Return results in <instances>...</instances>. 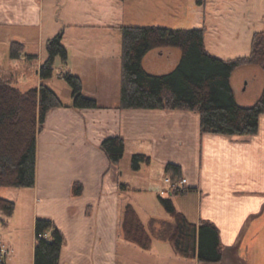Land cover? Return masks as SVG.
<instances>
[{
  "label": "crops",
  "instance_id": "obj_1",
  "mask_svg": "<svg viewBox=\"0 0 264 264\" xmlns=\"http://www.w3.org/2000/svg\"><path fill=\"white\" fill-rule=\"evenodd\" d=\"M112 5L109 0H0L1 71L14 74L18 83L35 73L38 86L49 39L61 32L68 51L67 61L57 57L54 74L45 81L64 104L49 111L38 134L35 185L0 186V197L11 194L16 202L12 216L0 212L4 264H34L39 217L53 219L65 236L60 264H264V113L256 134L239 137L202 133L196 111L120 108L121 43L113 33L119 27ZM13 42L24 45L19 58L10 55ZM172 48L151 50L144 59L146 69L164 73L149 68V62L154 55L172 52H178L177 65L181 50ZM249 66L254 65L239 66L231 77L241 105L246 102L239 100L234 78L241 70L248 73ZM65 72L80 76L84 94L95 98L97 107L72 106V89L61 81ZM116 135L126 141L124 157L140 152L151 161L136 171L122 161L113 164L101 143ZM167 163L181 166L191 188L172 196L177 208L192 221L210 220L220 229L221 261L204 263L178 255L156 239L152 249L144 250L121 235L127 203L145 222L152 216L169 217L154 212L158 201L153 188L160 185L159 172L165 175L157 195L169 188ZM76 183L83 187L80 195L74 193Z\"/></svg>",
  "mask_w": 264,
  "mask_h": 264
},
{
  "label": "trees",
  "instance_id": "obj_2",
  "mask_svg": "<svg viewBox=\"0 0 264 264\" xmlns=\"http://www.w3.org/2000/svg\"><path fill=\"white\" fill-rule=\"evenodd\" d=\"M124 1V0H121ZM121 42L120 108L186 109L200 115L202 133L212 132L229 136L250 137L259 130L264 113V89L252 106L241 105L236 98L231 77L236 68L246 64L260 66L264 71V30L253 33L251 51L234 58H220L206 48V27L176 29L156 25H123ZM179 47L177 65L164 73L150 72L144 66L146 55L156 48ZM24 45L13 42L10 55L19 58ZM57 57L63 62L68 51L59 32L48 41V57L39 67L41 83L21 89L17 77L0 70V186L32 187L36 183L38 134L49 111L63 106L58 93L45 83L54 74ZM72 89V106L97 107V100L83 92V81L75 73L62 74ZM101 148L113 164L124 157L126 141L120 136L103 140ZM151 161L150 155L134 153L132 169ZM165 171L173 180L182 179V168L167 163ZM76 183L74 193H82ZM186 190L174 189L160 195L169 217H150L145 222L136 208L124 206L120 233L144 250L153 248L155 239L168 241L178 255L196 258L199 262L222 260L223 243L220 229L210 221L190 220L177 208L172 196ZM16 202L0 197V212L10 217ZM7 225V219H1ZM36 246L34 264H60L65 236L51 218L39 217L35 222ZM0 240V264H4Z\"/></svg>",
  "mask_w": 264,
  "mask_h": 264
},
{
  "label": "rangeland",
  "instance_id": "obj_3",
  "mask_svg": "<svg viewBox=\"0 0 264 264\" xmlns=\"http://www.w3.org/2000/svg\"><path fill=\"white\" fill-rule=\"evenodd\" d=\"M113 2L112 8L115 10L113 20L118 25L117 33L119 44L121 43L122 25H156L162 27L189 29L206 27V48L215 56L220 58H234L247 55L251 51L252 33L258 30H264V0H109ZM107 2V1H106ZM228 3L229 9H226ZM252 4V5H249ZM249 5V6H248ZM56 18V16H55ZM57 19V18H56ZM50 19H46V32H50ZM227 24V26H225ZM172 49L180 50L179 47ZM178 52L167 53L163 56L154 55L149 62V68L156 72H166L172 70L176 64ZM120 58V81H121ZM248 73L244 70L235 74L234 82L238 92V98L245 101V106H252L256 103V91L264 89V71L260 66H249ZM35 73H30L19 79L18 85L21 89L34 86ZM62 83L67 85V81L62 79ZM249 83V84H248ZM59 85V84H58ZM69 85V84H68ZM60 88V86H59ZM64 92V91H63ZM65 94V92H64ZM125 155V154H124ZM133 155V154H132ZM122 164L132 168V156L129 154L122 158ZM130 168V169H131ZM160 185L154 188L155 200L158 207L155 213L166 211L161 208V201L157 195V188L161 186L164 180V173L156 174ZM184 177H182L183 179ZM178 180H175V182ZM163 183V182H162ZM166 183V181H165ZM168 185V184H167ZM179 191L186 190L187 182L183 183ZM2 189H9L8 187ZM9 194V193H8ZM167 194V193H166ZM164 194V195H166ZM13 199L14 195L9 194ZM27 222V221H26ZM0 221V228L1 226ZM24 226L25 234L28 235L31 228ZM28 229V230H27ZM157 244L168 247L173 251L170 242L156 239Z\"/></svg>",
  "mask_w": 264,
  "mask_h": 264
},
{
  "label": "built area",
  "instance_id": "obj_4",
  "mask_svg": "<svg viewBox=\"0 0 264 264\" xmlns=\"http://www.w3.org/2000/svg\"><path fill=\"white\" fill-rule=\"evenodd\" d=\"M166 181L169 183V188L163 190L162 194L170 193L174 189L182 188V186H184L183 183H186L188 180H187V178H183V179H180V180L175 182V180H173L171 178H167ZM4 255H5V252H3V257H4Z\"/></svg>",
  "mask_w": 264,
  "mask_h": 264
}]
</instances>
